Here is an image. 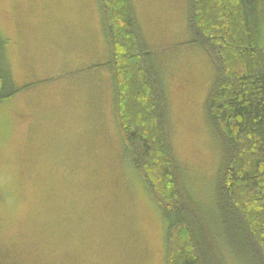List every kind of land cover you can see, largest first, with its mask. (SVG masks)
Instances as JSON below:
<instances>
[{
  "label": "rangeland",
  "instance_id": "374dc122",
  "mask_svg": "<svg viewBox=\"0 0 264 264\" xmlns=\"http://www.w3.org/2000/svg\"><path fill=\"white\" fill-rule=\"evenodd\" d=\"M133 4L165 64L172 152L187 190L212 207L213 65L189 43L186 0ZM0 35L19 90L0 102V253L12 264H164V219L125 156L108 70L95 67L108 54L98 0H0Z\"/></svg>",
  "mask_w": 264,
  "mask_h": 264
},
{
  "label": "trees",
  "instance_id": "16d2710c",
  "mask_svg": "<svg viewBox=\"0 0 264 264\" xmlns=\"http://www.w3.org/2000/svg\"><path fill=\"white\" fill-rule=\"evenodd\" d=\"M98 4L108 54L95 67L108 70L125 156L164 219V264H264V0H186L189 43L214 69L204 104L220 152L212 207L187 190L172 152L165 64L133 0ZM4 44L0 35V102L19 92ZM11 258L3 250L0 264Z\"/></svg>",
  "mask_w": 264,
  "mask_h": 264
}]
</instances>
